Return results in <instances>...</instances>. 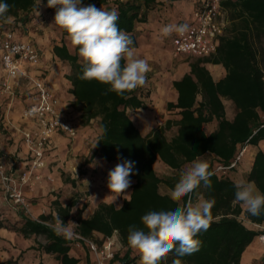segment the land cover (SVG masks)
Wrapping results in <instances>:
<instances>
[{"label": "trees", "instance_id": "1", "mask_svg": "<svg viewBox=\"0 0 264 264\" xmlns=\"http://www.w3.org/2000/svg\"><path fill=\"white\" fill-rule=\"evenodd\" d=\"M3 2L11 6L8 15L14 19L2 30H15L27 22L37 4L36 0ZM155 3L156 0H82L84 5L94 4L97 8L106 5V10H116L118 27L130 35L134 46L137 44L134 34L136 24L147 20L148 11ZM224 4L231 9L229 34L220 37L214 54L191 62L189 72L173 81L177 97L175 101L167 102L166 109L177 117L166 119L163 125L146 135L141 133L128 110L145 109L147 102L144 96L148 91L137 88L126 93L130 97L128 99L115 93L105 95L107 85L79 79L83 61L79 62L78 48L74 47L71 53L65 44L53 47L54 54L71 66L70 93L75 102L81 104L82 122L85 124L92 118H98L100 134L95 142L98 144L92 148L87 163L95 157L117 164L134 162V174L130 176L133 181L130 203L123 199L122 207L118 209L113 202L103 201L97 204L90 216L84 218L81 214L88 205L85 201L76 211L75 231L80 235L94 238L95 233H99L103 239L116 232L125 250L122 253L117 250L112 263L139 264V256L127 245L129 226L142 228L141 217L147 212L174 210L178 206L168 193L160 192V184L172 189L178 181L179 171L197 156L208 159L214 175L211 187L201 184L192 199L202 195L205 199L215 200L212 208L214 222L198 236L202 241L198 252L183 257H177L172 252L162 264H173L177 258L182 264H244L242 254L259 234L239 219L241 206L233 205L235 181L228 172L237 166L224 173L216 171L215 167L219 164L228 166L244 144L256 146L264 139V117L261 116L264 115V53L258 46L264 36V0H227ZM205 61L221 63L227 70L225 76L215 81L202 64ZM222 98L232 100L236 107L232 120L225 116ZM213 119L217 120V127L206 133L203 126ZM209 155H212L210 162ZM158 161L169 167L172 173L160 176L155 169ZM67 180L72 185L76 184V180ZM246 180L254 181L264 193V150L256 151ZM81 197V194L75 193L64 205L55 198L49 213H41L37 219L22 216V224L11 228L25 237L43 234L46 240L38 243L37 247L51 254L57 264H79V258L69 253L71 240L57 235L41 221L49 218L55 221L58 214L66 223L70 210ZM187 199L185 197L182 203H186ZM246 216L254 223L264 222V214L252 216L246 212ZM86 264H94L90 256Z\"/></svg>", "mask_w": 264, "mask_h": 264}, {"label": "crops", "instance_id": "2", "mask_svg": "<svg viewBox=\"0 0 264 264\" xmlns=\"http://www.w3.org/2000/svg\"><path fill=\"white\" fill-rule=\"evenodd\" d=\"M197 1L198 0H156L154 7L148 11L147 20L136 24L134 31L137 41V44L134 46L136 54L140 58L148 61L150 57H152L148 49L153 45L161 51L162 61L166 64L167 62H173L171 72L164 69L162 79L156 82L157 90L152 93L154 102H156L155 105L151 107L152 110L145 112L147 107L145 109L136 108L128 110L129 113H133L134 118L131 117V114L129 115L135 124L137 123L136 125L143 135L148 134L158 126L163 125L166 119L177 117L175 114L168 115L166 113L170 112L166 109L167 102L175 101L177 97V91L173 86V81L180 79L185 73L189 72L191 62H194L198 58L204 59L209 57H195L184 54L175 55L170 45V40H168L169 37H160V28L164 25L169 23H190L192 12ZM226 1L227 0L223 1L226 21L223 35L229 34V26H231L232 23L229 16L231 9L224 4ZM100 7L106 10V5H100L98 8ZM37 11L39 12V15L37 14ZM55 13L56 8L47 7V0H41V5L38 7L36 4L35 9L30 13L31 18L15 29V36L21 40H30L39 47L42 52V62L40 66L35 67L28 63H24V68L32 77H44L47 84L59 96L61 103L67 105L70 110H73V115L75 116V122L78 125L79 132L75 139H70L60 134L53 136V148L46 157V166L37 169V172H40L43 175L42 179L38 181L32 179L31 184L23 188V193L29 202L31 213L28 214L26 211L24 212L22 210L21 206L15 205L13 209L16 211L10 215L16 220H22V216H29L32 219H37L39 214L45 213V209H48V212L51 211L52 206L50 208L48 205H51L53 199L58 198L64 205L68 201V197H70V190H80V186L72 185L68 182V176L64 179L60 176L61 170H59V167L60 165H63L65 166V169H75L73 164L74 160H72V158L66 160V158L68 154L76 155V146L79 141L85 140V137L83 138L85 135L84 131L89 126V123L95 121V124H97L93 145L100 134L98 118H92L85 124L82 122L81 104L75 102V97L70 93L71 82L69 80V75L71 74V66L68 61L59 59L53 52V47L55 45L61 46L62 44L67 45L68 50L71 53L74 52V46L68 40L67 33L55 24ZM12 18L14 19V17ZM6 24L8 23L0 22V38L4 31L2 28L4 29ZM79 62H82L81 58H79ZM202 64L206 67L215 81L224 77L227 72L226 68L221 63L205 61L202 62ZM4 78L5 71L3 70L0 61V83ZM149 81L147 80L146 85L139 88L148 90L152 84ZM34 98L35 95L27 85L26 78L20 79V84L16 88L15 99L12 102L9 101L7 96L0 95V156L6 162L9 172L14 173L15 175L26 170L30 163L31 156L23 142L21 130L31 128L34 126V123L30 120L24 119L21 115V111L24 106ZM198 98H200V96ZM222 102L224 104L226 118L232 120L236 113V107L233 101L227 98H222ZM157 110H161V113L165 114L163 120L158 118V121L156 122L155 115ZM261 116L264 117V115ZM203 127L206 133H210L216 129L217 120L213 119L212 121L205 123ZM68 145H70V148ZM258 149L264 150V139L260 140L256 146L250 144L246 145V150L241 157L240 163L236 168L229 172L231 179L234 181L239 179L246 180V174L251 168L254 155ZM211 158L212 155H209V162ZM94 159L99 161L102 170L109 169L110 171L114 169V165H117V163L113 161L108 162L98 159L97 157ZM54 162L55 165L52 164ZM92 167L94 168L95 166ZM102 170L100 171L102 172ZM108 172L106 174V182L103 183L105 187L101 188L99 186V189L95 192V196H90L89 200H87L88 205L81 214L82 217L86 218L90 216L100 202H113L111 196H109L111 195V192L107 187ZM85 173L84 179L86 180L82 183L84 185L85 183H92L91 181H88L90 177L87 178V176H90V172L87 170ZM46 176H50L51 180L47 179ZM70 177L73 178V176ZM99 181L101 182V179H99ZM132 182L133 181H131V184ZM53 192H57V194L53 196ZM130 192L131 187L126 189L120 196L124 199L125 196L130 195ZM1 194H4V192L0 186V196ZM120 196L117 198L119 199ZM123 199L119 204H116L115 202L113 203L116 207H119L122 204ZM72 215H74V213L70 212L69 218H71ZM239 219L242 220L248 228L259 231V234L264 231V222L258 224L250 221L243 208L239 215ZM21 224H18L16 227H19ZM11 227L13 226L6 227L0 225V264H57V261L51 254L38 249V243H35L33 240L36 235L25 237L19 231L12 229ZM94 237L102 238V235L95 233ZM71 244L73 243L71 242ZM116 248L118 251L125 249L122 248L121 244H118ZM33 252L39 254L43 252L47 255V258L41 259V255L38 260L35 258L32 259L31 257L34 255L32 254ZM69 253L70 255L79 258V264H86L87 258L90 256L88 250L82 251L80 248L73 246H71ZM20 254H26V256L22 261L17 263L15 260ZM241 261L244 264H264V244L259 241L258 235L255 236L251 243L246 247L242 254Z\"/></svg>", "mask_w": 264, "mask_h": 264}, {"label": "clouds", "instance_id": "3", "mask_svg": "<svg viewBox=\"0 0 264 264\" xmlns=\"http://www.w3.org/2000/svg\"><path fill=\"white\" fill-rule=\"evenodd\" d=\"M36 2L39 7L41 0ZM47 7L56 8L55 24L65 30L68 40L78 48L83 61L80 80L107 85L105 95L115 93L125 99L130 98L126 93L146 85L150 65L136 54L130 35L119 29L116 10L108 11L94 4L83 5L82 0H47ZM10 8L0 0V21H12L8 15ZM189 31L187 23H169L160 28V37H169L173 33L184 36ZM133 168L134 162L124 161L108 172L107 187L113 202L130 187ZM213 175L209 163L197 156L179 171L178 181L169 190L170 199L178 206L174 210L147 212L141 217L142 228L129 226L127 245L139 256V264H162L172 252L183 257L200 250L202 241L198 236L214 222L212 208L215 200L200 195L193 200L192 195L201 184L210 188ZM234 188L233 205L241 206L252 216L264 214V193L254 181L239 179L234 182ZM185 197H188L187 202L182 203ZM124 199L131 202L129 195ZM75 211V207L70 210ZM49 227L66 239L76 235L75 223H65L58 214L55 223ZM173 264L182 262L177 258Z\"/></svg>", "mask_w": 264, "mask_h": 264}, {"label": "built area", "instance_id": "4", "mask_svg": "<svg viewBox=\"0 0 264 264\" xmlns=\"http://www.w3.org/2000/svg\"><path fill=\"white\" fill-rule=\"evenodd\" d=\"M224 0H198L192 12L190 31L184 36L173 33L170 45L175 55L206 57L214 54L219 46L220 37L224 34L226 25ZM0 61L5 78L0 83V95L7 96L10 102L15 99L16 88L21 78L27 79V85L33 91L35 98L27 103L21 111L24 119L34 123L31 128L21 130V136L31 156L29 167L15 175L9 172L6 162L0 156V186L5 199L31 213L29 202L23 193V188L31 184V180H41L43 175L37 169L46 166V157L52 150V138L64 135L70 139L78 136L79 128L75 122L73 110L63 105L59 96L47 84L44 77H32L24 68V63L38 67L42 62V52L30 40H21L15 36V30L7 28L0 38ZM66 127V128H65ZM244 144L235 159L228 165H217L216 171L225 172L236 167L246 150ZM51 180L50 176H46ZM44 224H54L55 221H41ZM70 239L76 245H85L94 264L112 263L120 244L118 236L113 233L98 242L94 238L84 237L77 233ZM259 241L264 244V231L258 234Z\"/></svg>", "mask_w": 264, "mask_h": 264}, {"label": "rangeland", "instance_id": "5", "mask_svg": "<svg viewBox=\"0 0 264 264\" xmlns=\"http://www.w3.org/2000/svg\"><path fill=\"white\" fill-rule=\"evenodd\" d=\"M170 37L171 36H169L168 40H170ZM258 46H259L260 50L262 51V53H264V36L261 37L260 41L258 42ZM148 50H149L150 55L152 57H150V59L148 60L151 71L149 73H147V80L148 81L150 80L149 82H151L152 84L148 90H145V91H148L147 95L144 96L145 101L147 102V110L145 112H147L148 110H152L151 107L153 105H155L156 101L154 102L152 93H154L157 90V83L156 82L162 79L163 70L165 69L166 71L171 72V68L173 67V62H169V63L167 62V64H166L164 61H162L161 51L158 50V48H156V46L152 45L149 47ZM166 113L168 115H173V113H169V112H166ZM129 114H131V117L134 118L133 113L130 112ZM164 114L165 113H161V110H157L156 115H155L156 122L158 121V118H161V120H163ZM95 123H96L95 121L89 123V126L84 131L85 135L83 136V138L85 137V140H81L78 142L76 149H75L76 155H73V154L67 155L66 160H68L69 158H72V160H74L73 164L75 166V169L73 170L72 168H70L68 170V169H65V166H63V165H60V167H59V170H61L60 176H62L63 179L68 176L70 179L76 180L75 185L80 186V190H78V189H77V191L70 190L71 193H69L70 197L75 193L81 194V196H82L81 199L79 200V202L77 203V205L75 206V208H79L83 202L89 200L90 196L94 197L96 194L95 193L96 190L99 189V186L101 188L105 187V185L103 183L106 182L105 181L106 174L109 171V169L102 170V167L99 165V161L97 159H92L89 163H87V160L91 156L92 148H93L92 147L93 140L95 139L94 134H95L96 129H97L96 128L97 124H95ZM91 137H93V138H91ZM68 146L70 148V145H68ZM201 159L208 162V159H206V158H201ZM52 164L55 165V162ZM187 164H189V163H187ZM187 164H185V165H187ZM88 165H89V167H88ZM92 166H95V167L93 168ZM114 166H116V165H114ZM155 169L160 176H164V175H168V174L172 173V170L169 167L165 166L163 163H161L159 161L156 162ZM87 170L90 172V176H87V178L90 177L88 179V181H91L92 183L89 182V183H85V185H84L82 182L86 179H84V174H81V172L82 171L87 172ZM100 170H102V172ZM85 174H87V173H85ZM70 176H73V178H71ZM99 179H101V182L99 181ZM159 190L161 193H169L170 189L165 184H160ZM56 194H57V192H53V196ZM200 196H202V195H200ZM70 197H68V198H70ZM122 199H123L122 196H120L119 199L117 198L114 202L116 204H119ZM14 206H15L14 204L8 202L5 199L4 194H1V196H0V225L10 227V226H18V224L22 223V220H18V219L16 220L13 217H11V215H10L11 213L16 211L15 209H13ZM48 206L51 208L52 205H48ZM45 213H49L48 209H45ZM75 219H76V211H75L74 215H72V217L66 221V223L69 221H72L75 223V226H76ZM48 220L53 221L52 218H49ZM74 230H75V227H74ZM94 239L97 240L98 242H100L102 240V238H100V237H94ZM33 240L35 243H44L46 239H45L43 234H39V235H36V237H34ZM72 243H73L72 244L73 247H78L82 251L88 250L85 245H82V247H81L79 245H76L74 242H72ZM124 250L125 249H121V250H119V252L120 251L122 252ZM26 254L18 255L16 257L15 262L18 263V262L22 261L25 258ZM32 254H34L31 257L32 259L35 258L38 260L41 255H42L41 259L47 258V255L43 252L40 254L37 252H33ZM91 260H92V258H91ZM83 262H84V260H83Z\"/></svg>", "mask_w": 264, "mask_h": 264}]
</instances>
